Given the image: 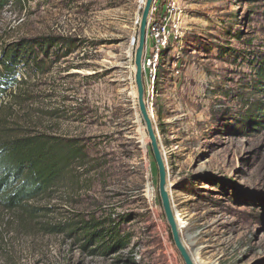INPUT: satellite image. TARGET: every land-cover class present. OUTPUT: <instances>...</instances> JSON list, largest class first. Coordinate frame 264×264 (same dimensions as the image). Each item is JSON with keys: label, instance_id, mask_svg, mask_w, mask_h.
Wrapping results in <instances>:
<instances>
[{"label": "rangeland", "instance_id": "374dc122", "mask_svg": "<svg viewBox=\"0 0 264 264\" xmlns=\"http://www.w3.org/2000/svg\"><path fill=\"white\" fill-rule=\"evenodd\" d=\"M144 1L15 0L0 10V47L61 38L19 96L0 98V117L81 148L59 185L31 202L33 216L0 209V264H184L137 104ZM176 1L188 35L163 59L152 119L182 241L195 264H264V126L239 123L264 94L252 88L264 0ZM81 221L117 223L130 243L107 238L101 253L68 229Z\"/></svg>", "mask_w": 264, "mask_h": 264}, {"label": "trees", "instance_id": "16d2710c", "mask_svg": "<svg viewBox=\"0 0 264 264\" xmlns=\"http://www.w3.org/2000/svg\"><path fill=\"white\" fill-rule=\"evenodd\" d=\"M13 1L0 0V10ZM60 42V37L50 36L21 38L1 45L0 98L19 96L15 87L25 82L24 75L41 70L45 64L46 59L39 58V55H48L50 46ZM252 88L264 93V53H261L254 67ZM1 106H7V102L0 103ZM250 107L251 110L239 121L240 129L256 131L264 126V94ZM5 118L0 117V209L33 216L36 208L31 202L59 185L70 161L81 156V148L75 144H63L56 137L44 133L25 131L18 125L8 123ZM80 224L72 223L68 229L82 233L87 241L98 243L101 253L110 248L109 244L105 245L107 238L122 248L130 243L129 237L119 236L117 223L107 228L102 226V221H81ZM169 236L171 238L170 231Z\"/></svg>", "mask_w": 264, "mask_h": 264}, {"label": "water", "instance_id": "95a60500", "mask_svg": "<svg viewBox=\"0 0 264 264\" xmlns=\"http://www.w3.org/2000/svg\"><path fill=\"white\" fill-rule=\"evenodd\" d=\"M154 0H145L143 3L139 27L137 44L134 50V84L136 87V97L141 121L143 122L145 132L151 148V153L158 176V196L168 224L171 239L178 253L180 254L184 264H195L190 251L182 241L178 221L173 210L171 193L172 185L168 182V170L165 157L161 149L159 136L154 125V121L150 115V110L145 102V88L143 81L142 61L146 48V27L150 15V9Z\"/></svg>", "mask_w": 264, "mask_h": 264}, {"label": "built area", "instance_id": "2783aa9c", "mask_svg": "<svg viewBox=\"0 0 264 264\" xmlns=\"http://www.w3.org/2000/svg\"><path fill=\"white\" fill-rule=\"evenodd\" d=\"M178 4L176 0H154L147 21L142 71L145 83V102L152 118L156 81L163 59L173 43H179L188 35V28L182 26L183 11ZM149 41H151V46ZM174 66L177 67L176 64Z\"/></svg>", "mask_w": 264, "mask_h": 264}, {"label": "bare ground", "instance_id": "6f19581e", "mask_svg": "<svg viewBox=\"0 0 264 264\" xmlns=\"http://www.w3.org/2000/svg\"><path fill=\"white\" fill-rule=\"evenodd\" d=\"M178 222H179V221H178ZM180 226H182V225H181V223L179 222V223H178V227H180ZM199 263H200V262H199Z\"/></svg>", "mask_w": 264, "mask_h": 264}]
</instances>
